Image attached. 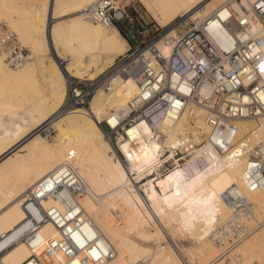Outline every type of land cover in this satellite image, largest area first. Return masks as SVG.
Segmentation results:
<instances>
[{"label": "bare ground", "instance_id": "obj_1", "mask_svg": "<svg viewBox=\"0 0 264 264\" xmlns=\"http://www.w3.org/2000/svg\"><path fill=\"white\" fill-rule=\"evenodd\" d=\"M91 1L82 0L81 3ZM64 2L66 0H52L49 16H56ZM229 2L234 0H148L146 10L159 26L166 25L177 15H189L191 20L199 18L198 24L213 13H218L217 17L207 19L204 26L219 46L227 47L231 44L230 36L220 21L225 14L219 8ZM39 4L34 7L35 12L27 26L30 30L38 31L43 39L47 29V0ZM232 4L239 11L236 3ZM72 19L70 22L54 23L49 28V34L54 41H59L66 32L74 35V39L71 36V40L64 43L68 52L63 56L65 71L72 77L92 79L116 56L126 51L127 43L113 26L110 30H104L81 18ZM175 34V29L169 30V36ZM39 46L37 40L29 41V49L36 57L41 56L38 54ZM41 46H45L44 40ZM157 47L164 54L169 51L161 44ZM1 57L4 58V55L0 56V73L9 74L10 78L18 77L20 73L7 72ZM101 58H104V62ZM49 64L44 70V78L52 101L32 104L20 120L13 122L11 127L2 128L0 132V250L15 242L0 256V264H32L30 256L39 253L44 243L57 236L52 222L35 225L31 219L26 220V211L21 204L23 197L38 181L63 164L68 151L75 153L71 166L83 182L77 199L78 206L66 190L57 197L42 199L40 205L45 209L56 206L62 210L65 204H74V210L80 208L82 215L78 216H86L114 248L115 256L107 264H184L182 258L185 255L191 264H221L223 257L221 260L211 259L216 254L207 237H211V242L227 237L222 232L228 226V201L235 194L233 188H238V194L251 203L250 216L257 226L252 231L248 228L250 234L242 236L241 243L233 251H227L229 247H225L223 252L230 253V264H250L252 260L264 264V191L251 192L244 187L241 178L244 156L235 161L226 155L199 170L190 162L177 165L162 178H150L145 183L143 194L147 201L142 199L136 185L142 181L143 171L158 162L164 147H176L189 133L195 140L204 138L208 132L204 108L187 105L175 119L167 118L158 122L156 131L146 122L131 126L128 135L131 140L137 139V147H131L130 140L118 143L128 161L126 169L98 122L107 117L110 111L125 109L137 91L135 84L126 78L119 79L111 91L104 93L98 90L93 95L89 112L74 110L61 114L59 108L64 100L66 78L56 62L50 61ZM92 69L96 71L92 72ZM204 91L203 87L201 92ZM3 124L0 123V126ZM48 125L57 133L52 142L38 134L39 129ZM237 127L236 139L242 140L247 147L253 146L264 137V113L256 118L238 121ZM157 131L165 135L163 142L155 139ZM27 209L33 219H39L38 206H28ZM148 220L155 222L156 231H144ZM82 230L91 237L84 226ZM29 231H33V234L26 239ZM177 232L195 239L198 245L186 251L179 249L173 239ZM131 233L157 243V249L153 252L148 247L134 243L128 237ZM163 239L169 242V247L161 245Z\"/></svg>", "mask_w": 264, "mask_h": 264}, {"label": "built area", "instance_id": "obj_2", "mask_svg": "<svg viewBox=\"0 0 264 264\" xmlns=\"http://www.w3.org/2000/svg\"><path fill=\"white\" fill-rule=\"evenodd\" d=\"M232 3H236L240 12ZM232 3L219 8L225 14L220 21L230 36L231 44L227 47L219 46L204 26L207 19L217 17L218 13L174 36L167 33L145 38L131 26L122 27L126 51L95 78L68 76L62 109L89 112L91 99L98 90L109 92L119 79L125 78L135 84L137 91L125 109L110 111L99 121L118 158L127 167L128 161L118 143L130 140L131 147H137V139L131 140L128 135L131 126L146 122L156 131L158 122L175 119L187 105L202 107L208 126L204 138L195 140L189 134L176 147L165 148L158 162L143 174L163 176L187 162L199 170L226 155L235 161L244 156L241 176L244 187L251 192H263L264 137L250 147L236 137L238 121L264 113V0H234ZM81 14L103 27L120 26L127 17L115 0H95L83 8ZM185 22L186 17L181 15L173 25L178 27ZM158 44L168 48V53L160 51ZM0 50L6 54L9 66L21 65L25 60L15 35L6 28H0ZM157 132L155 139L163 142L165 135ZM74 155L73 151H68L63 164L38 181L22 199L26 220L31 219L35 225L50 221L57 231V236L44 243L39 253L30 256L32 264H107L115 256L114 248L96 226L86 216H78L82 215V210H74L83 188L79 174L71 166ZM63 190L76 200L74 204H65L62 210L56 206L41 207L42 199L57 197ZM232 190L235 194L228 201V226L222 234L230 236L231 232L239 231L236 235L242 239L249 232L243 219L250 216L251 203L238 194V188ZM28 206L39 207L38 220L33 219ZM83 226L91 237L82 230ZM32 234L33 231L27 232L25 238ZM11 245L1 249L0 255Z\"/></svg>", "mask_w": 264, "mask_h": 264}, {"label": "rangeland", "instance_id": "obj_3", "mask_svg": "<svg viewBox=\"0 0 264 264\" xmlns=\"http://www.w3.org/2000/svg\"><path fill=\"white\" fill-rule=\"evenodd\" d=\"M5 1L7 2L8 0H5ZM10 1H12V2H10ZM81 1L82 0H66V2H64V5L60 6V8L58 9L59 13L54 17H50L49 16V9H51L52 0H47V12H46V16H47L46 28L47 29H45L46 34L44 33V36L42 39V37L40 36V33L38 31H33V30H30L28 28L27 23H29L28 20L30 19L32 14L35 12V11H33L34 7H37V5L39 3L43 4L45 2V0H41V1L40 0H9L8 1L9 3L3 2V0L2 1L0 0V27L6 28L9 31L13 32V34L15 35V37L17 39L18 47H19V49H21V51L24 53V56H25V60L22 62L21 65H18L15 67L9 66L5 60L6 54L2 50H0V52H1L0 56L4 55V58H2V57L1 58H2V63L5 64L4 66L6 67L7 72H10L12 74L20 73V75L18 77H14V78H10L9 74H7V73L6 74L0 73V123H2V124L4 123L2 126H0L1 127L0 132H1L2 128L9 127L10 125H13V122H17L18 120H20V117L22 116V114L24 112H26L31 107L32 104H34V103H47V102L50 103L49 101L52 99V95L46 86L47 83H46L45 78H44V73H46V71H44V70L45 69L47 70V68L50 66V64H49L50 61H54L60 66L65 78L70 76L65 71L66 62L63 60V56L65 53H68L65 49L67 47L65 45L66 42L69 41V39L71 40L70 37L72 36V38H73L74 35L70 34L69 32H66L61 36L59 41H54L49 34V28L54 23H56L58 21L70 22L71 20H73L72 18L78 17V18H81L82 20H84L90 24L99 25L104 30L105 29L106 30L111 29L110 27H112V26L103 27L99 23H94V22L88 21L83 16L81 17L80 16V13H81L80 10L87 7L88 5L93 3L95 0L91 1L90 3H86V4L81 3ZM115 1H116V4L124 10L125 15L127 16L126 19H124L123 22L120 24V27H130L131 26V27H133V29L135 31L139 32L145 38L152 36V35H155V34L156 35L157 34H167V33H169V30H171V29H175V33L180 34V33L184 32L185 30H187L188 28L193 27L195 24H197V22L199 20H201L199 18L196 20H191L189 18L190 17L189 15H187V16L185 15V17H186L185 24L178 26V27H174L173 22L176 21L181 16V15H177L175 18H173L171 21H169L166 25L159 26L155 23V21L152 19L151 15L146 10V4H147L148 0H115ZM32 5H34V6L32 7ZM196 9L199 10L200 8H196ZM14 24H15V26H14ZM113 27H115L118 30L120 36L126 40L125 36L119 31L118 27L116 25ZM33 39L37 40V42L40 43V46L38 48V54L41 56H39V57H36L34 54H32L31 50L29 49V41L33 40ZM43 40L45 42V46H41V42ZM126 43H127V41H126ZM102 60L104 62V58L103 59L101 58V61ZM111 63L108 66H106L104 69H102V71L96 73L94 78L101 75L102 73H104L108 69V67L111 65ZM93 71L95 72L96 70L92 69V72ZM3 75H5V76H3ZM65 92H66V88H65ZM104 93H107V92H104ZM64 100H65V95H64ZM64 100H63V103H64ZM62 105L60 106L61 108H59V112L61 114L68 112L67 110L62 109ZM197 108H199V107H197ZM98 125L100 126L99 122H98ZM189 132L190 131H187L186 133H189ZM38 134L43 136L49 142L54 141L53 138L56 139V136H57L56 131L50 125L44 126L41 129H39ZM165 148L166 147H164V149ZM112 149H113L115 155L117 156L113 146H112ZM124 167L126 168V166H124ZM188 171L190 173H192L189 169H188ZM135 174H133V175L136 176ZM133 175H132V177H134ZM142 176H143L142 181L137 182L136 185L139 187V192H140L142 199L147 201L146 196L143 194V188L145 187V183L150 178L156 179V178H162L163 176L150 177L146 174H143ZM157 191L159 193L161 192L159 189H157ZM140 208H141L140 209L141 212L144 213V211H142L144 209H142V207H140ZM243 221L245 222V224L248 225V227L251 231L253 229H255L257 226L256 222L254 221V219L251 216L243 219ZM153 228H154V230H153ZM156 230H157V225L155 224V222L153 223L152 221L148 220L147 227L144 229V231H146L147 233H152ZM181 235H183V233L177 232V234L175 233V235H174L175 237L173 238L176 245L178 247H180L179 249L186 251L188 249H193L194 247H196L198 245V242L195 241V239H191L189 236H186L185 234L183 236H181ZM176 236H178V237H176ZM184 236H186V237H184ZM128 237L134 243H136L140 246H143V247H148L153 252L157 249V243L152 242V241L147 240V239H143V238L139 237L136 233H131L128 235ZM207 238H208L209 242L211 243V245L215 249L214 254H216L214 256L212 255L211 259L213 261H215L217 258H220L219 260H221L223 257V260H221L222 261L221 264H230V262H231V258L229 255L230 253L226 252V251L223 252V249H225V247L226 248L229 247V249L227 251H229V250L233 251L234 247L236 248L241 243L240 236H237L236 233L231 232L230 236H227V238H225L223 240L222 239L221 240L214 239L211 242V237L208 236ZM246 238H248V237H246ZM246 238L244 240H246ZM216 240H218V241H216ZM168 243L169 242L166 241L165 239H163V241H161V245L164 247H167V246L169 247ZM14 244H15V242H14ZM14 244H12L10 247H12ZM231 248H233V249H231ZM227 255H229V256H227ZM214 258H216V259H214ZM212 260H210V262H213ZM182 261L184 264H188V263L191 264L189 262V257H187V255H185L182 258ZM258 263L259 262L257 260H252V262L250 264H258ZM5 264H9V263L6 262ZM142 264H149V262H144ZM196 264H197V262H196ZM198 264H202V263L198 262ZM241 264H243V263H241Z\"/></svg>", "mask_w": 264, "mask_h": 264}, {"label": "trees", "instance_id": "obj_4", "mask_svg": "<svg viewBox=\"0 0 264 264\" xmlns=\"http://www.w3.org/2000/svg\"><path fill=\"white\" fill-rule=\"evenodd\" d=\"M117 27H118L119 31L123 34V29H122V27H120V26H117Z\"/></svg>", "mask_w": 264, "mask_h": 264}, {"label": "snow or ice", "instance_id": "obj_5", "mask_svg": "<svg viewBox=\"0 0 264 264\" xmlns=\"http://www.w3.org/2000/svg\"><path fill=\"white\" fill-rule=\"evenodd\" d=\"M262 70H264V65H262Z\"/></svg>", "mask_w": 264, "mask_h": 264}]
</instances>
